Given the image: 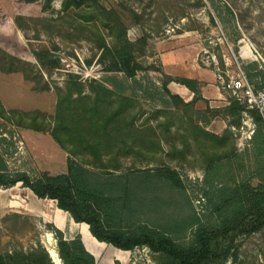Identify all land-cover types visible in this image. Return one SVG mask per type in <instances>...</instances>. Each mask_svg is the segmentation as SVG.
<instances>
[{
  "label": "rangeland",
  "instance_id": "374dc122",
  "mask_svg": "<svg viewBox=\"0 0 264 264\" xmlns=\"http://www.w3.org/2000/svg\"><path fill=\"white\" fill-rule=\"evenodd\" d=\"M215 1V7L210 0L99 1L105 9L119 12L128 40H146L145 54L138 50L135 52L136 61L142 70L135 76L140 85L135 87L134 99L137 103L134 107L137 113L134 126L138 130L144 129L143 123L147 119L153 128L154 137L146 138H150V141L158 139L160 142V148L147 146L137 149L135 146L134 149L140 153L119 152L112 144L102 160L107 162L108 167H119L118 170L107 169L114 174L129 169L156 170L168 166L178 171L184 185L183 190L173 191L160 182H150L148 191L142 192L139 186L138 197L145 198L146 195L144 213L153 225L178 219L192 208L202 214V190L211 177L206 172L204 160L213 150L208 139L204 140L200 133H192V124L204 127L201 120L210 118V113L205 109L222 108L228 103L230 94L221 87L223 81L235 76L239 70L248 79L245 66L251 64V74L258 70L264 71V0ZM225 7H229L231 13ZM181 11L184 16H181ZM78 12L74 9L63 11L62 0H52L48 5L45 0H0V48L34 65L36 70L41 68L32 50L50 48L60 63L51 76L42 71L43 79L49 83V90L34 89L21 72L0 71V101L6 113L16 111L12 118L0 117L1 136L7 139L2 149L7 152L5 156L11 170L24 171L31 177H37L42 172L62 173L66 171L67 158H72L89 169L104 171L95 168L99 167L98 161L92 162L94 156L88 150L81 149L75 155L70 154L52 135L57 86L64 88L68 72L80 77L85 85L84 93H88V83L92 79L111 75L102 72L103 66L98 61L100 51L96 46L98 35L109 43L112 41L110 29L100 20H83ZM15 17H18L17 23ZM210 17L214 22H211ZM173 55L179 56L177 60L182 58L181 62H176ZM211 55H215V60ZM164 60L165 65L162 63ZM200 71H205L209 86L218 88L222 94L219 99L198 100L189 109L166 108L152 92L154 86H160L168 72H171V76L175 72L180 76H197ZM255 81L258 79L255 78ZM35 112L36 124L40 123L41 126L39 130L30 127L32 120L28 114L33 115ZM243 117L239 128H231V141L237 151L251 147L249 140L255 127L246 113ZM220 119V116L210 118L205 129L221 134L223 129L217 125ZM17 122H21V125H17ZM122 124L119 121V125ZM124 133L125 128L118 127L112 134L117 137L120 150ZM114 150L119 154H114ZM230 150L231 153L235 151L231 147ZM109 159L117 162H108ZM232 172L239 173L235 164ZM252 183L255 184L256 180ZM55 206L54 200L37 199L20 184L0 188V252L20 247L27 249L37 240L45 248L48 247L47 242H52L56 251V240L44 225L53 223L51 211ZM12 213L21 217L14 218ZM56 213L60 214L57 210ZM56 221L58 223V219ZM79 225L83 243L94 252L97 264H115L116 261L120 264H157L160 261V253L148 246L120 250L110 244L96 242L87 232L88 226ZM190 232H182L178 242L190 241ZM90 241L98 246L97 250L90 247ZM234 243L238 248V259H227L223 264H264V229L248 236L237 235ZM55 263L60 264L59 259Z\"/></svg>",
  "mask_w": 264,
  "mask_h": 264
},
{
  "label": "trees",
  "instance_id": "16d2710c",
  "mask_svg": "<svg viewBox=\"0 0 264 264\" xmlns=\"http://www.w3.org/2000/svg\"><path fill=\"white\" fill-rule=\"evenodd\" d=\"M51 1L45 0V3L48 5ZM99 1L62 0V10H78V16L83 20H100L110 29L112 41L109 43L98 35L96 46L100 51L98 61L103 66L102 72L111 75L92 79L88 83V93H84L85 85L80 77L68 72L64 88L57 86L52 135L70 154L75 155L81 149L88 150L94 156L92 162L98 161L99 167L95 168L104 171L89 169L72 158H67L66 171L62 173L42 172L37 177H31L24 171L11 170L5 156L7 152L2 149L7 139L0 132V188L20 184L39 199L54 200L56 207L67 212L74 222L87 224L90 234L97 241L120 250L148 246L160 253L157 264H223L227 259L237 260L238 248L234 243L237 235L248 236L264 229V116L257 109H246L245 105L231 96L222 108H206L210 118L220 116L226 120V128L221 134L206 130L210 118L201 120L204 127L192 124V133H200L204 140L208 139L213 150L204 160L206 172L211 177L202 190L203 212L197 213L190 205L192 210L186 215L167 220L164 224L153 225L145 216L146 195L142 194L145 198H139V188L142 187L141 192L148 191L150 182H160L175 191L183 190L184 185L178 171L168 166L156 170L129 169L114 174L107 169L118 170L119 167H108L107 162L102 160L112 144L119 152L140 153L134 149L135 146L137 149L147 146L160 148V142L158 139L150 141V138H146L154 134L147 119L143 123L144 129L138 130L134 126L137 113L134 107L137 103L134 99L135 87L140 85L135 76L142 70L136 61L135 52L138 50L145 54L146 40H128L119 12L105 9ZM210 1L214 7L215 4L217 6L215 0ZM225 8L230 12L229 7ZM181 16H184L183 12ZM17 18L15 17L16 23ZM210 20L214 22L212 17ZM32 53L40 70L0 48V71L21 72L33 84L34 89L49 90V83L43 79L42 71L51 76L52 71L60 67L59 60L50 48L32 50ZM252 66H245L248 80L255 88H261L264 85V71L258 70L251 74ZM171 81L188 88L193 93L191 100L185 102L179 95L171 93L167 87ZM152 90L166 108L173 106L189 109L196 101H205L200 94L199 82L193 78L166 74L160 86H154ZM13 113H6L0 101V117L9 119ZM244 113L251 118L255 127L249 140L251 147L237 151L231 141V128L241 126ZM28 116L32 120L30 127L41 129L40 123L36 124L37 113ZM119 121L123 124L119 125ZM16 124L21 125V122ZM118 127L125 128L120 140L123 144L121 150L117 146V137L112 136ZM127 138L130 140L127 141ZM230 147L235 150L233 153ZM115 150L114 154H119ZM108 162L117 161L109 159ZM234 164L238 174L232 172ZM224 168L226 170L222 171ZM253 180H256L255 184L252 183ZM12 216L21 217L17 213H12ZM44 225L56 240L60 264H97L93 254L85 248L80 234L66 239L63 231L53 223ZM186 230H191L190 241L178 242V236ZM0 264L56 263L52 261L44 245L37 240L27 249L20 247L0 252ZM115 264L120 263L116 261Z\"/></svg>",
  "mask_w": 264,
  "mask_h": 264
},
{
  "label": "crops",
  "instance_id": "0c3cea01",
  "mask_svg": "<svg viewBox=\"0 0 264 264\" xmlns=\"http://www.w3.org/2000/svg\"><path fill=\"white\" fill-rule=\"evenodd\" d=\"M178 57L179 56L173 55V58L175 59V61L180 63L181 60H182V58H179L177 60L176 58H178ZM162 63H163V65H165V60ZM170 73L171 72H168L167 75H170ZM172 76H180V74H178V72H175L174 75H172ZM185 76L188 77V78L196 79L199 82V84H200V94H201V96L205 100H208V98L219 99L220 96H222V94L220 93V91L218 90V88L216 86H209L210 84L207 83L208 82V78H207V75H206L205 71H200L197 74V76H194V75H191V74H185L184 76H180V77H185ZM205 83H207V84H205ZM167 87H168V89L170 90L171 93H174V94L179 95L185 102H188L189 100H191V98L193 96V93L188 88H186L184 85L179 84V83H177L175 81L169 82L168 85H167ZM217 125H218V128H221V129L226 128V120H224V119L221 118L220 121H218ZM211 132H213L215 134H219L218 132H214V131H211ZM37 199H39V198H37ZM56 210L58 212H60V214H57L56 213ZM64 216H66V218ZM57 219H58V223L56 221ZM51 220H52V222H53V224L55 226L56 225L58 226V227L56 226L57 228H59L60 230L63 231L64 237L66 239L73 238V236L75 234H77V233L80 234V236H81V233L79 231V229H80V227H79L80 225L79 224H84V225L87 226V224H85V223H76V222H74L67 212H65V211L57 208L56 206H55V209H53L51 211ZM59 222H60V225H58ZM75 226H77V227H75ZM87 232L90 234L89 230ZM81 240H82V236H81ZM82 242H83V240H82ZM96 242H98V241L96 240ZM89 245H90L91 248H94V250H97L98 249V246L95 243H93L92 241L89 242ZM88 251L91 254H93V256L95 257V254H94V252L91 249H89Z\"/></svg>",
  "mask_w": 264,
  "mask_h": 264
},
{
  "label": "built area",
  "instance_id": "2783aa9c",
  "mask_svg": "<svg viewBox=\"0 0 264 264\" xmlns=\"http://www.w3.org/2000/svg\"><path fill=\"white\" fill-rule=\"evenodd\" d=\"M211 56L215 60V55ZM221 87L231 97L245 105L246 109H257L264 116V86L255 90L242 70H239L229 80L223 81Z\"/></svg>",
  "mask_w": 264,
  "mask_h": 264
},
{
  "label": "bare ground",
  "instance_id": "6f19581e",
  "mask_svg": "<svg viewBox=\"0 0 264 264\" xmlns=\"http://www.w3.org/2000/svg\"><path fill=\"white\" fill-rule=\"evenodd\" d=\"M47 244H48V247H47V248H48V250H49L51 256L54 257V259L57 260V258H56V251H55V249H54V245H53V243H52V242H47Z\"/></svg>",
  "mask_w": 264,
  "mask_h": 264
},
{
  "label": "water",
  "instance_id": "95a60500",
  "mask_svg": "<svg viewBox=\"0 0 264 264\" xmlns=\"http://www.w3.org/2000/svg\"><path fill=\"white\" fill-rule=\"evenodd\" d=\"M46 250H47V252L49 253V256L51 257L52 261L55 262L56 260L54 259V257L51 256L49 250H48L47 248H46ZM56 257H57V259H58L57 253H56Z\"/></svg>",
  "mask_w": 264,
  "mask_h": 264
}]
</instances>
